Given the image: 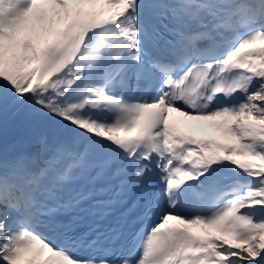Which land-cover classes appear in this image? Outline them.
Masks as SVG:
<instances>
[{
    "label": "snow or ice",
    "instance_id": "obj_1",
    "mask_svg": "<svg viewBox=\"0 0 264 264\" xmlns=\"http://www.w3.org/2000/svg\"><path fill=\"white\" fill-rule=\"evenodd\" d=\"M0 264H264V0H0Z\"/></svg>",
    "mask_w": 264,
    "mask_h": 264
},
{
    "label": "bare ground",
    "instance_id": "obj_2",
    "mask_svg": "<svg viewBox=\"0 0 264 264\" xmlns=\"http://www.w3.org/2000/svg\"><path fill=\"white\" fill-rule=\"evenodd\" d=\"M259 46V45H258ZM180 121L183 123V126L187 129H201L202 127L205 128L206 131H210L212 133H219L215 128V123L211 121H202V120H192L188 121L185 120L183 117L180 116ZM195 126V127H194ZM225 132V131H224ZM223 133V132H222ZM225 134V138H231L233 141V144L236 143L235 139L229 135ZM222 143H227V141H224ZM6 145L9 149H13L17 152H27L32 153L36 150V145L34 143V133L32 129L29 127L26 118H11L9 120V130L6 137ZM237 160H252L251 157H243V156H236L234 157ZM259 162V161H256ZM208 231V235L212 236H220L221 234L217 232L214 228L212 229H205Z\"/></svg>",
    "mask_w": 264,
    "mask_h": 264
},
{
    "label": "rangeland",
    "instance_id": "obj_3",
    "mask_svg": "<svg viewBox=\"0 0 264 264\" xmlns=\"http://www.w3.org/2000/svg\"><path fill=\"white\" fill-rule=\"evenodd\" d=\"M19 117H22V118H24L25 116L23 115V114H20V115H18V116H16V118H19ZM11 119V118H10ZM9 119V120H10ZM214 122V121H213ZM205 130V128H201V129H198V131L199 132H202V131H204ZM225 132L223 131V133H221V137L225 140V141H228L227 142V144H233V141L231 140V138H228L227 139V137L225 138V134H224ZM230 141V142H229ZM257 163H259V162H257ZM224 238H226V239H229V240H233V237H231V236H228V237H224Z\"/></svg>",
    "mask_w": 264,
    "mask_h": 264
}]
</instances>
